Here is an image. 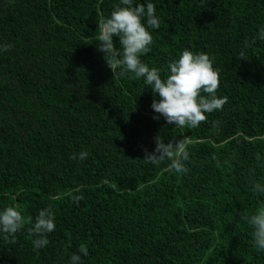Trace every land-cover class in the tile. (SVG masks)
<instances>
[{
	"label": "trees",
	"instance_id": "16d2710c",
	"mask_svg": "<svg viewBox=\"0 0 264 264\" xmlns=\"http://www.w3.org/2000/svg\"><path fill=\"white\" fill-rule=\"evenodd\" d=\"M149 2L144 63L166 76L187 48L219 71L227 103L197 128L153 119L143 79L113 76L96 37L120 0H0V210L26 221L0 264H67L81 244L83 264H264L241 219L264 207V0H134ZM157 135L186 140V173L143 160ZM44 208L55 229L36 249L27 221Z\"/></svg>",
	"mask_w": 264,
	"mask_h": 264
},
{
	"label": "clouds",
	"instance_id": "9594fccd",
	"mask_svg": "<svg viewBox=\"0 0 264 264\" xmlns=\"http://www.w3.org/2000/svg\"><path fill=\"white\" fill-rule=\"evenodd\" d=\"M155 5L151 2L134 3V0H120L107 18L98 21L97 49L103 53L107 66L113 72V76L130 79H143L145 85L150 87L153 93L151 108L158 114L153 119H159L162 115L167 124H174L177 128H197L202 122L207 121L208 113L222 110L227 103V97L216 95L220 86L219 71L213 67V60L205 52H193L184 49L178 56L168 63L166 76L161 75V70L149 67L141 60V56L147 54L153 43V36L149 29H159L160 19L156 16ZM114 37L118 38L117 47ZM264 40V27H261L256 39ZM249 41L244 42V47L236 56L238 60L248 59L246 49ZM11 44L0 45V51H8ZM119 69V72H117ZM158 96V99L155 97ZM218 122L213 121V127ZM155 149L149 152L145 149L144 159L153 165L159 164L165 159L170 161V168L177 173H186V162L189 160V152L186 148V140H165L157 135L154 138ZM88 156L86 151L79 154L73 153L71 159L83 161ZM253 191L264 196V185L254 183ZM83 196L75 197L76 202ZM241 219L252 229L254 246L264 251V207L253 214L244 213ZM25 218L21 212L13 206L0 210V237L6 242L15 244L16 233L25 226ZM30 224L29 232L34 237L32 244L39 249L49 244L48 234L55 229L54 215L50 208L41 209ZM88 255V249L81 244L77 252L69 255L67 264H83L82 256Z\"/></svg>",
	"mask_w": 264,
	"mask_h": 264
}]
</instances>
